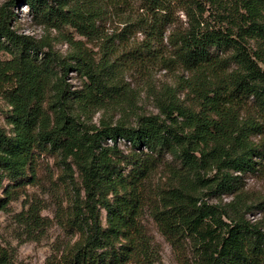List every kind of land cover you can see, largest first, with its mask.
Wrapping results in <instances>:
<instances>
[{
  "label": "trees",
  "instance_id": "16d2710c",
  "mask_svg": "<svg viewBox=\"0 0 264 264\" xmlns=\"http://www.w3.org/2000/svg\"><path fill=\"white\" fill-rule=\"evenodd\" d=\"M17 3H23L45 28L69 26L93 39L101 36L96 22L106 16V8L113 16H124L115 35L118 41L138 32L143 35L126 55L137 67L174 65L189 72L187 86L196 97L198 115L180 107L171 95L159 100L163 119L149 115L134 127L105 124L88 129L81 114L114 101L119 93L111 77L113 65L106 60L94 64L81 51L63 58L47 44L18 34L11 24V8ZM176 8L185 12L186 28L171 29ZM251 42L264 47V0H5L0 4V53L9 55L0 59V96L10 108L7 123L12 130L7 135L0 127V188L4 179L11 183L2 191L0 211L12 200L15 186L33 182L36 153H55L66 170L71 159L82 177L83 199L79 193L74 196L66 219L68 230L78 238L45 264L146 260L149 240L140 221L146 210L164 239L180 252L178 264H264L261 222H249L242 213L225 215L202 197L203 190H236L233 174L256 172L264 161V140H251L264 134V71L257 63L264 59L252 53ZM69 69L84 80L78 93L68 91L63 80ZM248 106L254 117L241 114L250 110ZM173 113L188 120V133ZM120 142L137 151L130 153L126 173ZM164 154L180 163L172 170L178 186L168 190L149 183ZM0 264H11L1 247Z\"/></svg>",
  "mask_w": 264,
  "mask_h": 264
},
{
  "label": "rangeland",
  "instance_id": "374dc122",
  "mask_svg": "<svg viewBox=\"0 0 264 264\" xmlns=\"http://www.w3.org/2000/svg\"><path fill=\"white\" fill-rule=\"evenodd\" d=\"M4 1L0 0V4ZM102 4L104 6V2ZM11 11V24L18 34L31 36L47 44L48 48L60 57L67 58L73 52L81 51L85 52L94 64L106 60L113 65L111 77L119 87V93L114 101L105 102L104 106L81 114L80 119L88 129H99L105 124L134 127L141 117L149 115L163 119L158 103L159 100L166 101L171 95L180 107L198 115L200 110L196 97L187 86L192 78L189 72L174 65L167 68L157 64L151 68L137 67L132 63L130 56L126 55L128 47L140 43L143 35L138 32L129 36L126 41H118L115 35L123 27L121 22H124V16H113L106 8V16L96 22L101 36L99 39H93L80 35L69 26L57 30L37 24L23 3H17ZM187 21L185 12L176 8L171 29L186 28ZM250 45L252 53H257L264 59V47L258 42H251ZM46 49L47 47H44V50ZM8 58V54L0 53V59ZM257 63L264 71V62L257 60ZM63 80L68 91L78 93L83 89L84 80L74 70L69 69ZM241 114L246 117L253 113L250 109ZM9 115L10 108L0 96V127L7 135L12 133L11 126L7 123ZM172 115L179 125L185 127L183 131L188 133V120L185 121L176 113ZM251 140L255 143L264 140V134L253 136ZM107 143L111 145L110 142ZM118 149L121 166L126 173L130 169L127 162L130 153L137 151L124 146L123 142L118 143ZM35 158L33 182L15 186L12 189V200L5 210L0 211V247L6 252L11 264H45L48 257L60 255L66 246L78 238L77 233L68 230L66 219L71 214L74 196L79 193V198L83 199L80 173L71 159L67 160L69 169L66 170L53 152L36 153ZM179 168L178 160L164 154L151 175L150 185L163 190L177 187L179 181L172 174V170ZM233 175H236L238 180L236 190L230 193L203 190V199L222 209L225 215L242 213L249 222H261L264 227V161L258 164L256 172H237ZM8 185L11 183L4 179L0 198L3 196V189ZM222 217L228 222L226 216ZM100 221L101 225L105 226V213L102 210ZM140 221L149 240L150 256L146 260L127 264H178L180 252L160 234L147 210Z\"/></svg>",
  "mask_w": 264,
  "mask_h": 264
},
{
  "label": "built area",
  "instance_id": "2783aa9c",
  "mask_svg": "<svg viewBox=\"0 0 264 264\" xmlns=\"http://www.w3.org/2000/svg\"><path fill=\"white\" fill-rule=\"evenodd\" d=\"M108 142H110V141H108Z\"/></svg>",
  "mask_w": 264,
  "mask_h": 264
}]
</instances>
